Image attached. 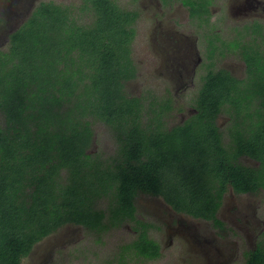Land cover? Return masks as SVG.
<instances>
[{
    "label": "trees",
    "instance_id": "16d2710c",
    "mask_svg": "<svg viewBox=\"0 0 264 264\" xmlns=\"http://www.w3.org/2000/svg\"><path fill=\"white\" fill-rule=\"evenodd\" d=\"M184 3L193 16L208 13V3L198 10ZM135 19L112 0L41 1L0 48V264H18L34 244L67 225L96 233L118 227L134 218L140 194L215 219L227 186L264 188V85L251 89L262 99L259 114L234 121L229 147L215 124L232 99L240 112L230 94L239 91L233 86L239 80L226 72L208 73L197 114L168 128L163 118L170 100L152 101L146 110L144 98L126 88L136 77ZM96 123L114 139L110 159L90 152ZM240 155L259 166L240 165ZM127 247L120 248L118 264H126ZM133 248L144 259L159 255L144 231Z\"/></svg>",
    "mask_w": 264,
    "mask_h": 264
},
{
    "label": "flooded vegetation",
    "instance_id": "af4514ba",
    "mask_svg": "<svg viewBox=\"0 0 264 264\" xmlns=\"http://www.w3.org/2000/svg\"><path fill=\"white\" fill-rule=\"evenodd\" d=\"M145 1L167 11L177 6L186 11L187 23H183L188 25V33L177 29L181 22H177L174 18L166 16L162 21L157 15L154 16L156 22H159L158 32L154 30L150 37L148 36L147 49H151L159 57L156 63L157 71L167 74L165 78L171 84L174 81L177 82L176 90L181 88L179 92L193 88L197 73L202 74V76L199 75L201 84L195 92L194 100L191 102L193 104L190 107L183 110L180 106H176L169 92L167 97L157 98L151 96L149 91L147 93L149 96L145 98L148 102L145 103L143 100L145 109L148 110L152 101L158 100L165 103L170 100L172 109L167 113V117L163 118L165 125L168 128L181 125L197 114L195 101L203 79L208 73L226 72L232 78L239 80L238 84L233 85L239 91L230 89V94L232 97H238L235 100L240 103L238 106L240 112L237 114L236 108L232 107V99L223 105L216 116L215 124L223 145L229 147L232 142L234 121L237 119V121L250 122L249 116L256 117L259 114L257 106H260L262 99L253 96L254 91L251 89L264 85L257 80L264 79V0H225L219 10L227 9L231 17L217 19L214 18L213 11L217 0H144V3ZM185 1H191L197 10L201 3H208L206 5L208 13H200V16L195 13L193 16L189 10L190 6L186 5ZM127 11L136 14L135 28L139 15L136 11ZM220 23L222 27L218 28L217 25ZM175 117L178 120H175ZM220 117L225 120L223 125L219 123ZM237 161L244 167L259 166L258 161L246 155L238 156ZM260 192H264V188L259 187L252 192H235L232 187L227 186L215 212V219L177 212L161 196L140 194L134 200V218L127 219L118 227L110 228L126 227L130 235L129 239L118 247L109 262L105 261L102 264H118V254L122 246H128L126 250L128 256L124 259L126 264L133 261H157L164 250L150 234L153 232L156 234L162 226L169 239L166 248L168 244H172L174 238L179 239L187 245V251L192 254L196 264H264V226L256 218L254 205V198ZM139 197L152 200H147L143 210L151 212L155 210L160 216H165L166 219H163L161 226L152 224L141 215L139 205L136 203ZM81 230L88 231L81 226L62 227L34 244L30 252L21 258L18 264H57L49 257L51 251L54 252L60 243L70 242L75 233L79 234ZM143 231L147 239L152 240L159 247V255L154 259H144L134 255L133 242ZM58 233L60 235L55 239ZM40 246L42 248H39ZM44 252L48 254L46 257Z\"/></svg>",
    "mask_w": 264,
    "mask_h": 264
},
{
    "label": "rangeland",
    "instance_id": "374dc122",
    "mask_svg": "<svg viewBox=\"0 0 264 264\" xmlns=\"http://www.w3.org/2000/svg\"><path fill=\"white\" fill-rule=\"evenodd\" d=\"M41 1H53L57 4H78L81 0H0V48H6L9 35L15 31L19 25L25 20L27 14L33 9V7ZM120 8L124 10H133L138 13V21L135 25L136 36L132 42V59L136 67V77L132 81L126 84L127 91L133 96H140L146 100L151 91V96L157 98L167 97L168 92L175 100V105L180 106L183 110L190 107L194 100L196 90L201 84L199 75L194 78V87L188 88L182 92L176 90L178 83L171 82L165 78L162 72H158L156 69V63L159 57L151 49H147L148 36L151 32L156 30L158 32V23L154 16H158L159 20L164 21L166 16L174 18L177 22H181L177 29L182 30L184 33H188V25L186 18V11L181 7H173L172 10L167 11L162 7L157 8L154 4L146 2L144 0H112ZM225 0H217L214 4V18H229L231 14L227 9H220ZM226 4V3H225ZM161 12H164L163 15ZM171 15V16H170ZM186 22V23H183ZM222 27V23L217 25ZM157 28V29H156ZM177 83V84H175ZM148 101H145L147 103ZM174 120V119H173ZM175 120H178L175 117ZM2 118L0 115V123ZM225 122L223 117L219 118V123L223 125ZM94 143L90 152L98 154L103 160L105 158L110 159L114 157L116 152V145L111 132L102 123H96L94 126ZM147 200L151 199L139 197L136 201L139 205L141 215L152 224L161 226L163 219H166L164 215L160 216L155 210L147 211L143 210ZM139 203V204H138ZM102 205V204H100ZM254 205L256 209V218L260 224L264 226V192H260L254 198ZM157 206H155L156 208ZM154 208V209H155ZM71 230V229H70ZM61 233V232H60ZM58 233L56 238L60 235ZM129 233L126 227H119L117 229H110L97 235L93 232L81 230L79 234L75 233L70 242L60 243L56 250L51 251L50 259L57 264H102L103 262H109L114 252L118 250V247L125 243L129 239ZM150 236L157 240L164 251L163 255L155 262H136L133 261L130 264H196L192 254L187 251V245L179 239H173L172 244L168 243L167 232L162 226V229L156 234H150ZM264 239V238H263ZM39 248H42L40 246ZM37 249V248H36ZM45 257L48 255L44 252ZM114 264V263H113ZM116 264V263H115Z\"/></svg>",
    "mask_w": 264,
    "mask_h": 264
}]
</instances>
